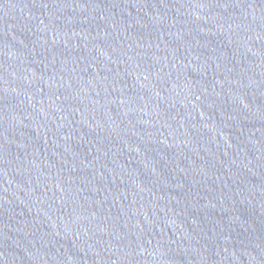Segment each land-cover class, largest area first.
<instances>
[{"label": "water", "instance_id": "95a60500", "mask_svg": "<svg viewBox=\"0 0 264 264\" xmlns=\"http://www.w3.org/2000/svg\"><path fill=\"white\" fill-rule=\"evenodd\" d=\"M0 264H264V0H0Z\"/></svg>", "mask_w": 264, "mask_h": 264}]
</instances>
